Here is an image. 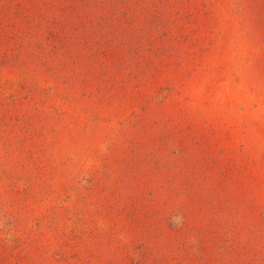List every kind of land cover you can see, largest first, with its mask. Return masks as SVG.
<instances>
[{"label":"rangeland","instance_id":"374dc122","mask_svg":"<svg viewBox=\"0 0 264 264\" xmlns=\"http://www.w3.org/2000/svg\"><path fill=\"white\" fill-rule=\"evenodd\" d=\"M0 264H264V0H0Z\"/></svg>","mask_w":264,"mask_h":264}]
</instances>
